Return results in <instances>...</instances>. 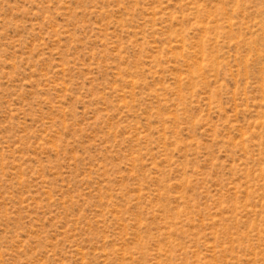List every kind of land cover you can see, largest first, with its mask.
<instances>
[{
	"label": "rangeland",
	"instance_id": "rangeland-1",
	"mask_svg": "<svg viewBox=\"0 0 264 264\" xmlns=\"http://www.w3.org/2000/svg\"><path fill=\"white\" fill-rule=\"evenodd\" d=\"M0 264H264V0H0Z\"/></svg>",
	"mask_w": 264,
	"mask_h": 264
}]
</instances>
